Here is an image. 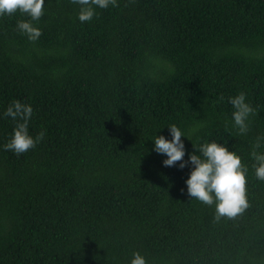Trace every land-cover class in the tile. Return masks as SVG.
Instances as JSON below:
<instances>
[{
  "label": "trees",
  "instance_id": "16d2710c",
  "mask_svg": "<svg viewBox=\"0 0 264 264\" xmlns=\"http://www.w3.org/2000/svg\"><path fill=\"white\" fill-rule=\"evenodd\" d=\"M0 264H264V0H0Z\"/></svg>",
  "mask_w": 264,
  "mask_h": 264
}]
</instances>
